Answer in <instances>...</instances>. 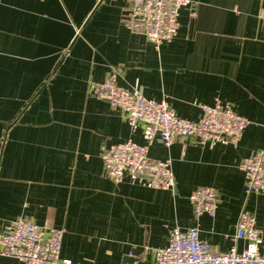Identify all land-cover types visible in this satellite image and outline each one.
Returning a JSON list of instances; mask_svg holds the SVG:
<instances>
[{"label": "crops", "instance_id": "obj_1", "mask_svg": "<svg viewBox=\"0 0 264 264\" xmlns=\"http://www.w3.org/2000/svg\"><path fill=\"white\" fill-rule=\"evenodd\" d=\"M127 0H0V228L23 217L64 228L62 260L72 264H156L169 231L199 227L218 253L235 245L245 209L264 252V195L245 192L244 159L264 150V0H192L178 36L156 48L123 23ZM116 84L198 121L218 101L252 122L237 146H172L156 140L152 159L172 162L176 189L117 185L102 152L146 146L142 126L99 100L91 84ZM217 191L215 217L196 219L191 194ZM243 251L245 241L237 243ZM0 264H22L1 258Z\"/></svg>", "mask_w": 264, "mask_h": 264}, {"label": "built area", "instance_id": "obj_2", "mask_svg": "<svg viewBox=\"0 0 264 264\" xmlns=\"http://www.w3.org/2000/svg\"><path fill=\"white\" fill-rule=\"evenodd\" d=\"M190 5L192 0H127L123 23L131 32L144 35L159 48L178 36L180 12ZM91 89L99 100L121 110L133 131L140 126L144 129L146 146L128 141L102 152L105 174L117 185L131 177L134 183L151 189L174 191L176 180L172 162L149 156L150 146L156 140L167 147L186 138L202 145L237 146L252 125L230 105L219 101L214 106L200 105L198 121L180 118L167 101L149 100L139 92L119 87L115 74L105 83H92ZM240 167L245 174L246 197L264 195V150L244 159ZM190 200L196 219L204 215L215 217L219 207L215 189L199 188L191 194ZM65 234L64 228L57 229L49 224L40 226L28 217L20 218L0 228V257L22 264H72L61 258ZM240 241L247 244L243 251L236 246ZM234 242V247L222 254L201 240L199 227L186 231L173 228L169 231V245L152 252L156 264H264L262 233L255 216L245 209L240 215Z\"/></svg>", "mask_w": 264, "mask_h": 264}]
</instances>
